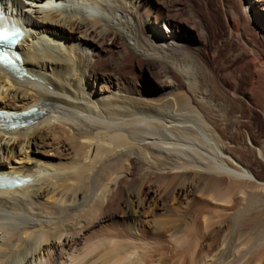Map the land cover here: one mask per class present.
Here are the masks:
<instances>
[{
	"label": "bare ground",
	"instance_id": "6f19581e",
	"mask_svg": "<svg viewBox=\"0 0 264 264\" xmlns=\"http://www.w3.org/2000/svg\"><path fill=\"white\" fill-rule=\"evenodd\" d=\"M156 1L0 0L24 32L0 111L35 110L0 128V176L28 179L0 190V264H264V137L240 139L244 116L264 124V0H212L223 44L249 57L235 74L181 42ZM173 1L207 42L209 0ZM116 44L118 65L155 73L153 97L95 74Z\"/></svg>",
	"mask_w": 264,
	"mask_h": 264
},
{
	"label": "rangeland",
	"instance_id": "374dc122",
	"mask_svg": "<svg viewBox=\"0 0 264 264\" xmlns=\"http://www.w3.org/2000/svg\"><path fill=\"white\" fill-rule=\"evenodd\" d=\"M163 1H166V0H158V3H157V1L155 2L156 6H158V8H159V12H157V13L159 15H161L162 13L165 15V12H168L166 14H168L169 17L171 16L170 17L171 20L174 19L176 22L183 23V26L185 29L181 30L178 33L179 40L181 42L184 41L183 43H185L188 47L194 48L195 50H198L199 54L202 55L203 59L206 62L210 63L211 66H213L214 64L220 65L219 67L223 68L221 70L220 74H225V72L226 73L231 72L232 74L237 73V72H234V69L237 68L242 63V60H246L249 57L244 54V50H243V52L241 53L239 58L238 57L236 59L234 58L235 56L233 55V53L238 52L237 51L238 49L241 50V47L239 46V44L235 40H230V41H228V43L223 44V41H225L227 38V36H226L227 28H226L225 24L223 23V18L219 12L218 4L216 1L214 3L212 0H209V3L211 1V3H214V4H211V3L209 4L207 2V6L209 9V12H211V14H212V17L209 18V15L205 14L203 7H201L202 9L199 8L200 10H198V18L200 17L199 19L201 20V22L203 21L202 23L204 24L206 29L209 31V37L210 38L207 40V42H204L203 37L199 34L197 26L192 24V22L189 19L186 11L182 8L183 6H181L179 2H174V1L169 2L171 5L169 3L168 4L166 3L167 6L164 5V7H162ZM223 2L224 1H221L222 4H223ZM160 3H161V5H160ZM236 3H237V0H229L227 2V4L232 5V6H235ZM199 13H200V15H199ZM210 19L211 20L214 19V20L210 21ZM215 20H219L220 24H217L215 22ZM204 43H206V44L204 45ZM257 44H258L260 49H261V47L264 46V44H262L258 41H257ZM116 46L114 48L115 52H114V54H112L111 57H110V55H111L110 53H101V54H99V56L97 55L96 57H94L95 58L94 61L96 60V62H95L96 68L95 69H94V65H92V67H90L89 63L87 65L86 62H84L78 68V71H79L78 73L83 76V75H85V74H83V72L88 74L91 71H93V69H94V72H96L95 74L100 73V74H103L105 76H109V75L110 76L112 75L113 77L115 76L116 79L117 78L119 79V80L117 79V81L119 83H124V84L131 85V86H137L138 85V87H141L144 91L151 94L149 97H153V95H155L152 93V91L154 90V87H155V80H156L155 76H154L155 73H152V72L148 71L147 69H144L142 72H140L137 67L133 69L129 66L126 67L125 65H118V58L116 56H117V53L119 52L120 49H119L118 44H116ZM216 47L218 48V50L216 52L217 54L215 53ZM200 50H202V51H200ZM213 55L215 56V60H214V58L212 59ZM112 57H114L113 59H116V60H113L114 62L111 60ZM99 59H100V61H98ZM98 62L100 64H96ZM106 63H108V64H106ZM102 64H104V66H102ZM113 64H115L116 66L114 67ZM97 67L100 69H98ZM120 68H122L123 70H121ZM119 69H120V72H119ZM111 72H112V74H111ZM122 74L124 77L122 76ZM133 77H135V78H133ZM97 87H99V84L97 85ZM89 88L94 89L93 83L91 84V86H89ZM251 118H246L244 116V118H242L240 120L242 124L246 123V124H243L244 126L246 125L245 127L241 126V128H240V132H241L240 139L241 138L245 139L246 135H249V136L252 135L251 137H254L258 142H261L263 137H264V124H263V122H260L259 119L256 118V116L251 117ZM248 119H249V121H248ZM247 130H248V132H247ZM96 229H95V232H97V233L98 232L101 233L107 229L110 230L109 228H105V226H100Z\"/></svg>",
	"mask_w": 264,
	"mask_h": 264
}]
</instances>
